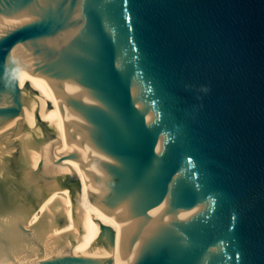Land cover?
I'll return each mask as SVG.
<instances>
[{"label":"water","instance_id":"1","mask_svg":"<svg viewBox=\"0 0 264 264\" xmlns=\"http://www.w3.org/2000/svg\"><path fill=\"white\" fill-rule=\"evenodd\" d=\"M0 264H264V0H0Z\"/></svg>","mask_w":264,"mask_h":264}]
</instances>
